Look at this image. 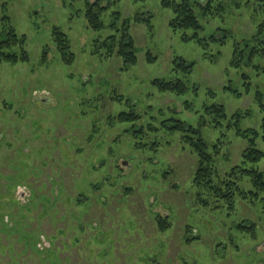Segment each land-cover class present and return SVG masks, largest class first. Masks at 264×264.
<instances>
[{"label":"rangeland","instance_id":"1","mask_svg":"<svg viewBox=\"0 0 264 264\" xmlns=\"http://www.w3.org/2000/svg\"><path fill=\"white\" fill-rule=\"evenodd\" d=\"M93 1L0 0V31L11 26L23 36L29 58L0 63V264H264V192L254 202L236 198L231 211L197 205L196 155L180 132L161 126L181 120L208 146L222 138L214 167L223 175L241 163L247 141L227 121L205 123V106L221 104L228 119L240 114L239 129L259 132L264 153V109L255 99L260 91L264 103V74L230 65L234 43L264 29V0H221L222 12L198 14L201 45L173 30L162 0H121L101 13L102 29L87 28ZM124 20L137 57L126 69L115 54L89 52L91 40L119 36ZM53 28L68 38L71 65L60 61ZM176 58L192 63L188 79L173 68ZM252 64L264 66V57ZM176 77L187 86L180 96L152 84ZM132 107L140 113L136 135L116 121ZM135 142L147 146L137 151ZM257 167L264 172V157ZM13 225L30 239L7 236Z\"/></svg>","mask_w":264,"mask_h":264},{"label":"trees","instance_id":"2","mask_svg":"<svg viewBox=\"0 0 264 264\" xmlns=\"http://www.w3.org/2000/svg\"><path fill=\"white\" fill-rule=\"evenodd\" d=\"M120 1L121 0H94L93 2H86L84 10L86 27L95 31L102 29L104 24L100 20L101 13ZM129 1L138 3L146 0ZM161 5L164 8L170 9L173 13V17L170 20V26L173 30L179 29L183 32L182 37L184 40H194L200 45L202 44V40L197 34L198 30H201L198 14L207 16L208 13H211L213 15L214 13L211 11L212 8H214V11L217 13L223 11L221 0H182L180 2L162 0ZM119 16V12L113 13L114 18L109 24L110 28H116ZM187 30H193L194 33L192 35H187L185 34ZM116 31H118V29H116ZM210 39L214 40V37L211 36ZM52 40L60 61L65 65H71L75 56L74 53L70 51V45L66 34L58 28H53ZM24 44L23 36H18L11 26L7 28L4 27V29L0 31V63L4 62L14 65L27 62L29 58L24 49ZM90 46L89 52L92 55L108 58L112 54H115L121 57L124 63L123 69L135 65L137 62L134 43L128 33L126 20L123 22L119 36L109 35L104 40H91ZM103 47H105L106 50L102 51L101 48ZM45 56L46 52L44 51L42 59H45ZM256 57H264V29L261 24L250 38L234 43L230 65L233 68H238L242 64L251 65L254 69L260 70L264 74V66L252 64L253 59ZM153 59V56L147 54V60L152 61ZM173 68L180 70L183 73V77L188 79L192 71V63H186L185 60L176 58ZM257 74L259 75V73ZM242 78L246 79L247 76L242 74ZM152 84L159 91L173 93L176 96L183 95L187 90L185 82L179 77L169 80L156 78L152 80ZM226 89L231 90L229 87ZM246 89L249 90L248 83H246ZM233 93L239 95L238 92L233 91ZM262 97L263 95L260 91L255 92V99L260 107L264 109ZM115 98L117 99L118 96L115 95ZM204 109L206 114L210 115V119L205 122L206 124L218 128L222 127L225 121H227V127H235L236 135L245 139L247 141V146L242 151L241 163L231 167L222 175L219 174L214 167V158L220 155L225 147V141L222 138L216 139L211 146H208L200 132L190 125H187L185 122L178 119L172 120L171 118L161 121L162 127L172 132H180L182 143L196 155L197 167L192 180V184L195 188L196 204L201 207L227 209L231 211L234 208L236 198L244 199L248 202L259 200L261 194L264 192V172L257 167V163L264 157V153L256 147V139L259 136V132L254 129H239L238 120L240 114L235 113L228 119L225 108L221 104L205 106ZM139 119L140 113L135 112L134 107L127 112H120L116 116L117 122H129L131 124L134 135L142 130L140 127H136L138 123H140ZM169 122H172V124H168ZM261 137L264 140V134ZM151 145H156V143H151ZM146 146L147 144L145 143H134L135 150L137 151L143 150ZM226 156L228 157V153H226ZM3 178L2 176V179ZM245 179L251 184V189L245 190L240 187V183ZM20 184L22 183H17L16 186L25 187ZM1 185L3 184H0V186ZM5 187L8 188L7 186ZM11 215H13V213H11ZM160 227L162 226L160 225ZM239 227L243 228V226ZM4 233H6L7 236H16L17 234L23 236L24 231L21 226L13 225V227L4 231ZM22 238V241L30 239L28 236H23Z\"/></svg>","mask_w":264,"mask_h":264}]
</instances>
